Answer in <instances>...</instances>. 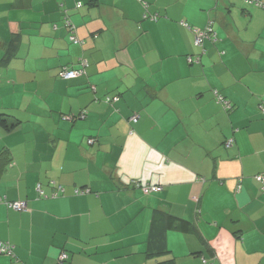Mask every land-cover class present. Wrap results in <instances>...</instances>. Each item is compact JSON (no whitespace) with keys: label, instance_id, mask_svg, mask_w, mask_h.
Returning a JSON list of instances; mask_svg holds the SVG:
<instances>
[{"label":"crops","instance_id":"obj_1","mask_svg":"<svg viewBox=\"0 0 264 264\" xmlns=\"http://www.w3.org/2000/svg\"><path fill=\"white\" fill-rule=\"evenodd\" d=\"M263 107L255 3L0 0V264H264ZM157 208L192 228L150 259Z\"/></svg>","mask_w":264,"mask_h":264},{"label":"trees","instance_id":"obj_2","mask_svg":"<svg viewBox=\"0 0 264 264\" xmlns=\"http://www.w3.org/2000/svg\"><path fill=\"white\" fill-rule=\"evenodd\" d=\"M74 32H75V29H74ZM70 34H71V31H70ZM69 39H70V35H69ZM14 51H15V44L13 41L9 45L6 58H10L14 54ZM82 60H86V59H82ZM60 77L64 78L61 75H60ZM65 79H69V78H65ZM109 98L111 99L113 97H109ZM70 117H73V118L80 117L81 118L82 116H81V114H79V115H74V116H70ZM20 122L21 121L19 120V118L14 116L13 114H7L4 112L0 113V126L4 127L5 129H12V128L16 127ZM92 142H94V138H89L88 143H92ZM4 153H5L4 150L0 152V162L2 160H4V158L7 160L9 159V156H8L9 153H7V155H5ZM40 190H41V188H40ZM79 190L82 191V190H85V188L75 189V192L80 193ZM0 197H2V196H0ZM2 198H3V200L0 201V203H5L8 206L7 202L11 201V200H8L4 197H2ZM13 201H15V200H13ZM27 204H28V202H27ZM17 211H24V210H17ZM173 228H180L181 230L187 231V230L192 228V223L189 221H186L182 218H179V217H177V216H175V215H173V214H171V213H169L163 209L157 208L153 211L152 217H151V225L149 228L148 240H147V249L145 252L148 258L151 259L154 257H160V256L162 257V256H166V255L170 254V250H169V248L167 246V242H166V236H167L168 231L173 229ZM2 242L9 243V244L13 245L11 242H7V241H2ZM11 254H13V250H12ZM151 264H176V263H175L174 259H167V260H163V261H160L157 263H151Z\"/></svg>","mask_w":264,"mask_h":264},{"label":"built area","instance_id":"obj_3","mask_svg":"<svg viewBox=\"0 0 264 264\" xmlns=\"http://www.w3.org/2000/svg\"><path fill=\"white\" fill-rule=\"evenodd\" d=\"M247 2H252V3H255L259 6H262L264 7V1L263 0H246ZM67 25L69 26L70 28V31H71V34H70V40L73 41V42H80L79 38L75 35V32H74V25H72L70 23L69 20L66 21ZM212 30L211 28V24H209L207 26L206 29H199V28H194L193 31L195 32V44L196 45H201L202 42H203V39L205 37L208 36V34H210V31ZM88 64V62L86 60H82L81 61V66L78 67V68H72V67H69V66H64L60 72L61 76L64 77V78H74L82 73L85 72V68H86V65ZM117 100L118 97L115 96L113 98H107V100ZM263 112H264V107H263ZM133 120H136V117H132ZM230 143V141H229ZM257 178L263 182L264 184V176L262 174L258 175ZM136 184L140 187H142L143 191L147 192V193H150V192H153V191H159L162 189V187L160 185H149V184H146V185H141V183L139 182H136ZM264 188V187H263ZM40 190V187L38 188ZM82 191H87V189L85 190H82ZM80 192V190H79ZM3 198L0 197V201H2ZM8 206H10L11 208L15 209V210H26L28 208V204H27V201L26 200H15V201H8L7 202ZM13 245L9 244V243H5V242H2L0 241V252L2 253H8V254H11L12 253V250H13ZM68 257V254L66 252H62L60 254V261L61 262H64Z\"/></svg>","mask_w":264,"mask_h":264}]
</instances>
